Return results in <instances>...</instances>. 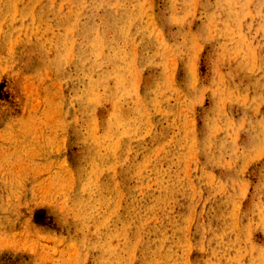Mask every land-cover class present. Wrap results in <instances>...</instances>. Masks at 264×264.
I'll return each instance as SVG.
<instances>
[{
  "label": "rangeland",
  "instance_id": "obj_1",
  "mask_svg": "<svg viewBox=\"0 0 264 264\" xmlns=\"http://www.w3.org/2000/svg\"><path fill=\"white\" fill-rule=\"evenodd\" d=\"M0 264H264V0H0Z\"/></svg>",
  "mask_w": 264,
  "mask_h": 264
}]
</instances>
